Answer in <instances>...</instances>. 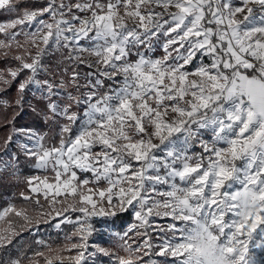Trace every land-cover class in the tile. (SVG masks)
I'll use <instances>...</instances> for the list:
<instances>
[{"label": "snow or ice", "instance_id": "1", "mask_svg": "<svg viewBox=\"0 0 264 264\" xmlns=\"http://www.w3.org/2000/svg\"><path fill=\"white\" fill-rule=\"evenodd\" d=\"M0 13V180L27 205L0 209V264H264V0ZM41 223L63 243L14 252Z\"/></svg>", "mask_w": 264, "mask_h": 264}, {"label": "trees", "instance_id": "2", "mask_svg": "<svg viewBox=\"0 0 264 264\" xmlns=\"http://www.w3.org/2000/svg\"><path fill=\"white\" fill-rule=\"evenodd\" d=\"M22 2L28 6H39L44 2V0H22ZM7 18V16L4 13H0V21H3ZM57 57H52L49 59V63L51 65H55ZM11 94H15V89L11 90ZM35 102V101H33ZM18 126H28L35 128L39 131H44L45 129H48L47 126L42 122V120L34 113H32L30 110H26L22 116L18 119ZM49 131V129H48ZM47 131V132H48ZM8 135V130H2L0 131V136ZM21 173L22 177L29 175L31 173V170L28 168L29 165L26 163H23V157H21ZM24 190V185L22 183V179L20 183H17L15 180H10L7 177L0 180V209L3 208L5 205L9 203H15L17 207L21 206H27L25 202L21 201L19 197L20 191ZM44 226H39V231L36 234L29 235L27 232H24L21 236L22 238L19 239V244L17 245L16 249H13L14 252L20 250V246H24V251H27L28 254H32L30 249H39V245L35 244L33 241H38L39 239V233H41L40 229H42ZM47 233V238L52 234L49 231ZM18 239V238H17Z\"/></svg>", "mask_w": 264, "mask_h": 264}, {"label": "rangeland", "instance_id": "3", "mask_svg": "<svg viewBox=\"0 0 264 264\" xmlns=\"http://www.w3.org/2000/svg\"><path fill=\"white\" fill-rule=\"evenodd\" d=\"M5 14V13H4ZM7 16V19H9V16L7 14H5ZM4 21V20H3ZM162 53L160 52L159 49H157L155 55L159 56ZM57 60V59H56ZM57 63V61H56ZM55 63V64H56ZM48 129H45L42 132H47ZM24 159V158H23ZM28 168L31 170V173L29 175L34 174V170L28 166ZM8 205V204H7ZM7 205H5L4 207H6ZM3 207V208H4ZM1 208V209H3ZM130 222V218L129 217H125L124 218V223H128ZM159 223H165L166 221H158ZM54 223V222H53ZM39 226H44L42 229H40L41 233H39V239L38 240H43L46 243L52 244L53 246H59L60 244L63 243V233L58 232L57 229H55V227L53 226V224H49V223H41ZM39 231V229L35 230L32 234H36ZM47 231H49L50 233H52L48 238H47ZM23 235V234H22ZM22 237H18V240L21 239ZM40 247V246H39ZM30 255V254H29ZM257 255H260V253H257Z\"/></svg>", "mask_w": 264, "mask_h": 264}]
</instances>
